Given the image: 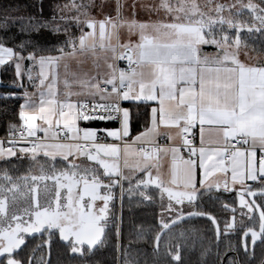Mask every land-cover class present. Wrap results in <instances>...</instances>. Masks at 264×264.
<instances>
[{
  "label": "snow or ice",
  "instance_id": "6c2138e0",
  "mask_svg": "<svg viewBox=\"0 0 264 264\" xmlns=\"http://www.w3.org/2000/svg\"><path fill=\"white\" fill-rule=\"evenodd\" d=\"M239 16L243 10H247L258 25H247L231 18L233 5L217 4L216 17L200 11L197 4L190 6L179 4L173 6L168 0H162L159 8L163 9L171 18L169 20H157L139 22L121 21L120 27L127 26L130 33L139 34V42L126 44L122 47L129 53L127 56L120 55L118 59L129 61L128 70L118 69L109 64V73L102 80L79 81L89 91L75 93L77 96L86 95L92 99L73 102L66 96L60 99L56 90L57 74L60 61L65 56H74L77 52V40L68 35V29L63 33L67 39L56 49L59 55L37 54L36 46L30 40H25L15 46H8L7 35L0 37V67L14 65L15 76L22 83L24 72L22 66L25 61L31 65H39L41 77L37 87L39 102L33 97L37 93L25 91L23 103L20 105L19 120L21 125L9 123L10 139L9 146L0 140V161L4 166L0 167V264H24L18 259L21 246L26 244L25 237L34 233L49 234L48 244H51V236L54 231L59 233V238L68 242L73 254L85 256L98 250L97 246L103 244L108 224L109 202L114 199L113 189L120 187L122 192L124 185L121 181L128 182L127 191L139 192L145 201H151L153 195L146 191L151 185L159 190L161 200L167 196L169 201L167 212L174 213L171 223L162 219L161 229L168 230L173 225L185 219L183 206L185 203L190 207H197L196 202L209 194L213 185H207L209 191H200L205 188L204 179H197V168L202 170L207 177L212 170L225 174L224 189L228 190L227 173L231 172L233 184L244 181H253L260 185L253 188L252 185H244V193L250 197L259 196L264 200V66H246L237 59L235 51L229 48H239L241 39L239 32L247 28L248 33L259 32L264 36V0L261 4L248 0L243 3L237 0ZM40 16L16 15L11 16L13 11L18 12L11 6L4 8L5 15L0 20V31L5 33L10 27L19 25L22 34L30 35L40 29H50L53 34L59 35L61 28L56 23L53 15L50 21L42 18L44 0H38L36 5ZM68 6H65L67 8ZM72 7L77 11L88 9L91 5L73 3ZM117 4V9L122 8ZM135 5H133V8ZM57 10L61 9L59 5ZM228 10L229 18L219 15ZM86 18L80 19V15L72 19L77 26L83 24L91 31L83 32L78 38V47L81 53L95 52L97 47L96 34L99 32V47L112 51L115 48L106 44V29L110 26L117 28V24L110 17L96 21L89 19L88 12L81 13ZM183 14V15H181ZM135 15V13H134ZM63 21L65 18L60 17ZM227 25L236 30L235 40L224 34L220 39L216 38L214 26ZM202 45H213L217 53H203ZM68 49H71L69 51ZM232 67L226 66L228 63ZM214 64L216 67H209ZM51 69L52 80L46 83L48 75L45 69ZM67 71V65H65ZM27 79L31 82L33 76L29 68ZM65 87H70L69 81L64 80ZM99 97V101L95 98ZM12 98L11 96L5 99ZM102 101V102H100ZM123 101H138L147 103L155 101L159 107H152L150 120L145 126V131L137 135L133 143H154V137L158 134V128L163 125L178 129L184 148L189 151V158L180 156L181 147L170 149L151 150L141 148L138 155L142 162L136 170L144 173L143 177L132 183V177L126 176L121 171V149L116 144L97 143L98 132H105L107 137L113 140H122L130 136L131 113L126 107H122ZM79 120L90 121H119V129H93L80 128ZM39 122V123H38ZM150 124V126H149ZM197 125L201 131V143L203 145V132L205 126H214L218 133L222 134V148L206 151L203 146L199 149L198 162L195 157L197 150L192 144L189 135ZM27 136L24 135V131ZM66 130V131H65ZM20 135L17 138L16 132ZM64 135L61 136V133ZM37 133H43L38 136ZM82 133V135H81ZM29 141L30 146L18 148L16 140ZM171 139V137H169ZM70 141V142H69ZM83 141L84 143H81ZM248 147L241 150L243 146ZM257 150L260 159L257 166ZM158 151L171 152L172 154V187L165 186L159 177L153 178L152 168L156 167L153 160ZM129 147L125 140L123 154L127 157ZM49 162V169L45 163L37 160L40 155ZM27 156L33 165H39V175L32 174L31 167L26 175L16 176L10 174L9 166H15L11 160H17ZM59 158V160H58ZM71 158V159H70ZM83 158L88 163L77 164L76 160ZM212 162L209 166L208 162ZM62 167L58 168V165ZM124 167H128L125 160ZM102 170V171H101ZM51 181L52 186L47 182ZM41 185H43L41 189ZM54 187V197L51 194ZM219 183L215 185L219 190ZM66 192L62 194V190ZM103 189V193H101ZM74 190H78L75 191ZM85 197H88L87 201ZM102 201L103 206L97 209L96 201ZM24 201L25 206H19ZM228 208V205H224ZM240 208L247 209L248 213L259 212V231L249 227L244 232L243 244L245 257H254V251L249 252L247 238L250 235L253 247L257 239L264 243V204H258L255 199L247 202L244 194L241 195ZM235 214L236 209H230ZM245 213L242 211L241 215ZM188 217L205 216L216 226V236L221 235L220 226L216 218L205 211H188ZM253 217L249 216L251 220ZM224 232L233 229V223L225 222ZM183 235V234H182ZM116 236L120 231L116 229ZM161 233L155 236V244L158 250ZM85 246L87 248L85 249ZM40 247V246H38ZM119 250V246H117ZM231 250V248L229 249ZM35 251V250H34ZM210 249H205L201 254L203 261ZM172 260L177 264L181 262L179 246L175 252L169 251ZM219 255V253H217ZM226 255V253H225ZM28 264H32L29 258ZM41 264H50V261H41ZM124 264H131L125 260ZM220 264H244L237 257L221 261Z\"/></svg>",
  "mask_w": 264,
  "mask_h": 264
},
{
  "label": "trees",
  "instance_id": "16d2710c",
  "mask_svg": "<svg viewBox=\"0 0 264 264\" xmlns=\"http://www.w3.org/2000/svg\"><path fill=\"white\" fill-rule=\"evenodd\" d=\"M38 0H0V20L3 19L5 15L4 8L11 6L14 9H19L18 12L13 11L10 13L11 16L16 15H36L40 16L39 10L36 5ZM73 3L76 5L85 4V0H44V10L42 13V18L45 21H50L52 16H56V23L61 28V33L59 35L53 34L50 29H40L39 31H34L30 35L22 34L19 31V25L10 27L5 33L0 31V37L7 35L9 38L8 46H15L25 40H30L34 46H36L37 54L44 55H59L56 49L63 43L67 36L63 33V29H68V35L75 38L82 30V25L77 26L73 17L80 14L88 9H80L77 11L76 8L72 7ZM59 5L61 9L57 10L56 6ZM65 6H68L65 8ZM63 16L65 20H61L60 17ZM250 20L247 25L255 21L251 15L247 16ZM245 19V18H244ZM258 22V21H255ZM42 32L48 33V37L41 35ZM228 35V34H227ZM231 39H235L236 30L230 31ZM229 36V37H230ZM241 43L244 47L250 48L254 53L264 55V36L259 32L248 33L242 31L239 33ZM219 36H216L218 38ZM70 50V49H68ZM31 62L26 61L29 65ZM1 85H0V137H9V123H15L18 126L21 125L19 120V110L22 104V98L20 95L24 92L25 87L28 85L25 78H23L22 83L24 87H19V82L15 76L14 65L4 66L1 70ZM11 96L12 98L5 99V97ZM149 122V112L148 109H137L132 113V124L131 132L132 134H137L141 132L146 124ZM82 125L93 128H113L116 126L114 122L111 121H90L88 123L84 122ZM15 166H9L10 174L13 177L26 175L31 167L32 174L39 175V165H33L29 157H21L11 159ZM41 163H45V168L49 169V162H46L45 158H37ZM4 166V162L0 161V167ZM63 165H58L62 167ZM260 187L259 184L253 185V188ZM146 191L153 195L151 201H145L140 196L138 199L130 200L125 198L122 203V251H123V261L133 262L136 260L139 264H160L152 253L155 247V236L160 231V217L161 211L160 202L157 198V189L148 188ZM138 193V191H136ZM258 204H264V200L260 197L256 199ZM197 211H205L213 215L220 228L225 229L226 221L233 223L235 229H229L228 238L224 234L222 239H229L232 242L241 241V237L249 227L256 228L258 226L257 214H253L251 220L245 215H241L238 207V200L234 193H229L222 198H211L203 202L196 204ZM224 205H228L225 208ZM193 208V207H191ZM231 208H235V214L231 212ZM191 210V209H190ZM189 210V211H190ZM188 212V211H187ZM184 230V237L182 243V261L180 264H211V262H216V249L208 251L204 260H201V254L203 251L213 242H216L215 228L212 222L205 218H198L189 220L183 224L181 227ZM236 235H234L235 233ZM222 240V241H223ZM221 245V244H220ZM106 254L104 259V264H116L117 252L116 248L103 249ZM264 259V243H261L259 247L254 252V261H249L246 264H260ZM165 264H172L169 259H166Z\"/></svg>",
  "mask_w": 264,
  "mask_h": 264
},
{
  "label": "crops",
  "instance_id": "0c3cea01",
  "mask_svg": "<svg viewBox=\"0 0 264 264\" xmlns=\"http://www.w3.org/2000/svg\"><path fill=\"white\" fill-rule=\"evenodd\" d=\"M80 14H81V12H80ZM80 18H81V15H80ZM81 20H84V17L81 18ZM95 20L100 21L97 18H95ZM120 23H121V21L116 20V24H117L116 29H112L111 27H108L106 29V36L108 38L105 40V43L110 44L113 48H115V54L110 50L103 49V48L99 47L98 28H97V34H96L97 47H96L95 52L88 51V52L81 53L79 51V47H78V38L80 35H82L83 32L91 31L85 25L82 24L83 28H82L81 32L78 34V37L76 38V40H77V52H76V54L74 56H65V58L60 61L59 67L56 70V74L58 77L57 83H56V90L58 92L60 99L63 100L66 98V96L68 98H70L73 102H75L78 99L81 101H83L85 99H92V97H89L86 95H81V96L75 95V93H78V92L89 91V89L86 86H84L83 84L79 83V81H86V80L90 81L93 78L98 79V80H102L103 77H105L110 71V69L108 68L109 64H113L117 68V55L118 54H126V55L129 54L122 47V45H126V44H133L134 45V44L139 42V36L133 39L132 34L130 32H127L126 35L124 34V36H122L120 34ZM118 29H119V31H118ZM201 49H202L203 53L213 54V55L215 53H217V51H218L215 48V46H213V45H202ZM69 51H71V49ZM229 51L230 52L235 51L237 53V59L241 63H244L246 66H255V67L264 66V55L253 53V54H251V56L254 58V60L248 61L245 58H243V55L240 53L241 50H238L235 47H231V48H229ZM65 65H67V71L65 70ZM208 66L209 67H216L217 65L210 64ZM226 66L232 67L233 65H231V63L229 62ZM3 67H0V75H1V70ZM29 68H30L32 76H33V80L31 82L27 79V72H28ZM22 71L24 72L23 78H25L27 82L29 81L28 85L24 89V92L20 95V97L22 98V103L24 102L23 96H24L25 91H27L28 93H37L33 97V99L36 100V102L38 103L39 102L38 90H37V87H35L34 85H38L39 80L41 78L39 76V72H40L39 65L36 64V65L32 66L31 63L29 65H27L26 61H25L23 66H22ZM45 72L48 75V80L46 81V83H50L52 80V74H51L52 70L46 68ZM65 79H67L69 81L70 87H67V88L65 87V85H64ZM0 85H1V79H0ZM95 99L97 101H99V97H96ZM100 102H102V101H100ZM148 105H151L152 107H159L158 103L155 101H149L147 103L138 102V101H123L122 102V107L128 108L130 110V113H131L130 136L129 137L124 138L122 140H113L111 137H107L105 132H98V137H106L112 141L111 143H102V144H116L121 149V160H120L121 171L123 172L124 175L132 177L133 185H135V182L137 179H139L141 177H143L144 179H147V176L144 173L136 170L137 165L142 162V157L140 155H138L139 151L135 147V144H142V143L141 142L133 143V140L137 135H139L141 132L145 131V128L137 134H132V132H131L132 113H133V111H136L137 109H142V110L148 109L149 120H150L151 108L148 107ZM84 122H86V121L79 120L77 122L78 127H80V128H93V127H87V126L82 125V123H84ZM86 123H88V121ZM21 124H22V122H21ZM149 126H150V124H149ZM119 128L120 127H118V126H114L113 128H108V129H119ZM93 129H104V127L103 128H93ZM196 130H197L198 148H196L197 155L195 157H192V158L196 159L198 162L199 149L201 148V146H203L206 151H213V150H217V149L222 148V134L218 133L214 126H207L206 125L204 128V132H203V145H202V143H201V131H200V127L198 125L196 127ZM157 133L158 134L154 137V143H152V144L164 142V143H168L169 145H171L169 147H162L160 149H170L171 147H179L181 139H180L178 129H176L174 127H166V126L161 125L158 128ZM37 135L43 136V133H37ZM81 135H82V133H81ZM61 136H63V135L61 134ZM169 137H171V139ZM125 140H127V145L129 147V152H128L127 157H125L123 154V150L125 148ZM121 142H123V144ZM81 143H83V141H81ZM22 146H27V145L17 144V154L18 155H20L18 152V148L22 147ZM247 147L248 146L246 145V148ZM241 150H245V148H241ZM179 155L182 156L184 159L189 158V152H187L183 149H181V152ZM41 157L45 158V157H43L42 154L40 156H38L37 158H41ZM258 157H259V154H258V150H257V163H258ZM14 158H16V157H12L11 159H14ZM58 160H59V158H58ZM125 160L127 161L128 167H124ZM76 163L77 164H81V163L87 164L88 162L86 160H84L83 158H79L76 160ZM211 163H212L211 161L208 162L209 166L211 165ZM153 164L156 165V167L152 168L153 178L159 177V179L165 184V186L172 187L175 190V186L170 184V181L172 178V154H171V152L158 151L156 157L153 160ZM197 179L198 180L204 179L205 183H206L205 188H201L200 191H202V192L209 191L207 188V185H213V187L209 191V194L211 196L218 198V197H223L229 193H234L237 197L239 204H240L241 195L244 194V196H246V194L244 193V185H252L253 186V185L257 184L256 182L247 181V180L244 181L243 184L242 183L233 184L231 182V172H229V173H227L228 190L225 191L224 183H223V181L225 180V174L224 173H221L217 170H212L207 177H204L202 174V170H200L199 168H197ZM121 183L124 185L123 191L125 193L126 198L133 200V199H138L140 197L139 192L137 193L136 191H134L133 193H129L127 191V188H128V182L127 181H121ZM217 183H219V185H220L218 191L215 188V185ZM149 188L156 189L154 187V185H151ZM157 195H160L159 190H158ZM206 197L208 198L209 196L205 195L201 199L206 198ZM158 198H161V197H158ZM163 199L165 201V199H167V196L165 195ZM200 200H198V201H200Z\"/></svg>",
  "mask_w": 264,
  "mask_h": 264
},
{
  "label": "flooded vegetation",
  "instance_id": "af4514ba",
  "mask_svg": "<svg viewBox=\"0 0 264 264\" xmlns=\"http://www.w3.org/2000/svg\"><path fill=\"white\" fill-rule=\"evenodd\" d=\"M15 178V177H14ZM50 186H52V182L48 181L47 182ZM41 189L43 185L40 186ZM54 187L50 195L54 197ZM66 192V189L62 190V194ZM114 200L110 202V208H109V219H108V224L106 227V236L103 238V244L98 245L97 248L98 250H95L93 253H86L85 256H80L79 254H73L70 251V248L68 246V242L63 241L59 238V233L54 231V235L51 236V244L47 243L49 240V234L47 232L44 233H34L32 235H28L25 237L26 244L21 246L22 250L19 251V256L17 257L18 259H21L24 261V264H28L29 258L32 259V264H41V261H50V264H104V259L106 258L105 252H103L104 248L106 249H113L116 248L117 252V259H116V264H122L123 261V251H122V203L123 200L126 198L124 191L122 192V195H119L118 187L115 188L114 190ZM213 199L215 197L211 196ZM222 198V197H218ZM258 198V197H257ZM256 198V199H257ZM209 199L203 198L199 202H203L205 200ZM255 199V200H256ZM257 202V201H256ZM19 206L22 208L25 206L24 201H20ZM191 211H197V208ZM208 213V212H207ZM256 213V212H254ZM160 217V222L161 219H165L166 216L163 215V213ZM187 212H185V215ZM257 214V213H256ZM167 215V214H166ZM169 220H167L169 223H171V219L174 218L172 215H168ZM258 218V215H257ZM198 219V218H195ZM193 220V219H190ZM189 221V220H187ZM187 221H184L182 223H179L175 225L174 227L170 228L168 231H166L164 234H162L161 239L159 241V248L157 250L156 244L154 249L152 250V253L155 255L156 260L160 264H165L166 259H169L172 264H177L176 261L172 260L171 255H169V251L175 252L177 246H179L180 249V255H181V261H182V243H184V230L181 228L184 223ZM119 229L120 231V236H116V229ZM215 228V235H216V226L214 225ZM221 229V228H220ZM235 229V228H234ZM255 230L259 229V218H258V226L254 228ZM163 229H160L159 233H161ZM235 233V232H234ZM183 234V235H182ZM226 235L227 233L224 232V230L221 229V235L219 236V239H217L216 236V242H213L212 245L208 246L206 249H216V262H211V264H220L221 261H226L230 258H235L238 255V258L240 261L244 262L246 264L249 261H254V257H245L244 254V249H243V235L241 237V241L239 244L237 242H232L229 241V239H222L223 235ZM229 233L226 235L228 238ZM236 235V233L234 234ZM223 240V241H222ZM247 243L249 246V252H255L257 247L261 244V241L256 243L255 246L253 247L251 243V237L247 238ZM221 244V245H220ZM40 246V247H38ZM119 246V250L117 248ZM87 246H85V249ZM231 248V250H229ZM35 250V251H34ZM205 251V250H204ZM203 251V252H204ZM219 253V255H217ZM226 253V255H225ZM264 261V259H263ZM263 261L260 263L262 264ZM181 263V262H180ZM131 264H139L134 260Z\"/></svg>",
  "mask_w": 264,
  "mask_h": 264
},
{
  "label": "rangeland",
  "instance_id": "374dc122",
  "mask_svg": "<svg viewBox=\"0 0 264 264\" xmlns=\"http://www.w3.org/2000/svg\"><path fill=\"white\" fill-rule=\"evenodd\" d=\"M170 4L173 6H178L179 4H185L187 6H190L191 4L195 3L199 6L200 11L206 13L207 15H210L212 17H216L218 14L215 11V6L217 4H223V5H233L236 4L237 7L231 9V18L234 20H238L242 23L247 24V22L250 20L249 15H251L246 9L243 10V13L239 16L236 15L237 11L239 10V4L237 3V0H168ZM243 3H247L248 0H242ZM253 3L261 4V0H252ZM85 3L87 5H91L90 10H86L88 12V17L89 19H95L97 18L98 20H104L106 17L112 18L113 22L116 23V20L118 21H131L135 19L136 21L139 22H148V21H157V20H169L171 17L163 10L160 9L159 6L162 3V0H85ZM122 4L123 7L120 8L119 10L117 9V4ZM133 5L135 7L133 8ZM264 6V5H262ZM82 13V12H81ZM135 13V15H134ZM81 18L84 17V15L80 14ZM183 15V14H181ZM219 15H222L224 18H229L230 13L228 10L223 11ZM80 18V19H81ZM245 18V19H244ZM247 21V22H246ZM259 22H255L252 20V23L250 25L256 24L258 25ZM82 25V24H81ZM110 27V26H109ZM119 31V29H118ZM214 33L216 36H219L217 39H220L222 35L224 34H230V31H235V29H230L228 26L225 24L222 27L220 25L214 26L213 29ZM242 31L247 32V28H244ZM127 32H129L127 26L120 27V34L124 36L126 35ZM239 32V33H240ZM132 34V38H136L139 36L138 32ZM42 36L48 37V33L42 32ZM230 36V35H229ZM231 39V36H230ZM235 40V39H231ZM245 45L241 43L240 47L238 50H241L240 53L243 55V58H245L248 61H253L254 58L251 56L254 52L248 48L244 47ZM160 197V195H157V198ZM244 199L249 202L248 198L244 196ZM160 202V209H162L161 213L166 216L164 220H169L168 215L174 216V213H168L167 212V205L169 201L167 199L161 200V198H158ZM166 203V204H165ZM177 207H183L184 211L187 212L190 209L194 210V207L191 208L187 203L183 206H177ZM238 207H240V204L238 203ZM190 210V211H191ZM240 212L243 211L246 217L253 216V213H248L247 209H242L239 210ZM238 212V210L236 211ZM167 214V215H166ZM162 215V214H161ZM162 220V219H161ZM236 230V229H234ZM229 232H227L228 234ZM226 234V235H227ZM230 234V233H229Z\"/></svg>",
  "mask_w": 264,
  "mask_h": 264
},
{
  "label": "built area",
  "instance_id": "2783aa9c",
  "mask_svg": "<svg viewBox=\"0 0 264 264\" xmlns=\"http://www.w3.org/2000/svg\"><path fill=\"white\" fill-rule=\"evenodd\" d=\"M120 55H125L127 56L126 54H118V56ZM117 68L118 69H124V70H128L129 68V61L125 58V59H118L117 58ZM90 121H98V120H90ZM88 121V122H90ZM111 122H114L116 124V126L120 127V122L117 120V121H111ZM21 131H24V135L27 136V132L21 128ZM66 131V130H65ZM62 135H64V132L61 133ZM20 135V132L17 131L16 132V137L18 138ZM11 137H0V140H3L5 141V146H9L7 144V140L10 139ZM189 138L192 140V144L195 148H198V142H197V130L196 128L192 129V132L191 134L189 135ZM32 139L29 137L28 138V141H23V140H19L17 139L16 140V143L17 144H25L27 146H30V143L29 141H31ZM70 142V141H69ZM112 141L109 140L108 138L106 137H100V139L97 141V143H111ZM84 143V142H83ZM123 144V142H121ZM171 145H169L168 143H164V142H160V143H156V144H145V143H142V144H135V147L137 148V150L139 151L141 148H147L149 150H151L153 147L157 148V149H160L162 147H169ZM179 147H181V149L189 152L186 148L183 147L182 145V142L180 141V144H179ZM242 148H246V145L243 146ZM258 154H259V157H258V162H259V159H260V152L258 150ZM257 166H258V163H257ZM118 191H119V195L121 196L122 195V190L120 187H118Z\"/></svg>",
  "mask_w": 264,
  "mask_h": 264
},
{
  "label": "water",
  "instance_id": "95a60500",
  "mask_svg": "<svg viewBox=\"0 0 264 264\" xmlns=\"http://www.w3.org/2000/svg\"><path fill=\"white\" fill-rule=\"evenodd\" d=\"M114 190H115V188L113 189V192H114ZM75 191H78V190H74V192ZM103 189H101V193H103ZM246 197L248 198V200H249V202H251L253 199H256L257 197H259V196H257V197H255V198H253V197H250V196H247L246 195ZM87 199H88V197H85V200L87 201ZM114 200V199H113ZM111 202V201H110ZM110 202H109V208H110ZM103 206V202L102 201H96V207H97V209L99 208V207H102ZM257 213V215H258V218H259V212H256ZM195 218H205V219H207L205 216H197V217H188L187 216V214L185 215V219L183 220V221H181V222H179V223H182V222H184V221H187V220H190V219H195ZM108 219H109V213H108ZM179 223H177V224H179ZM177 224H175V225H177ZM175 225H173L172 227H174ZM171 227V228H172ZM169 230V229H168ZM168 230H163L162 232H161V236H162V234H164L166 231H168ZM255 230V229H254ZM257 232L259 231V229L258 230H256ZM250 237V235L248 236V238ZM243 240L245 241V237H244V234H243ZM261 240L260 239H257V241H256V243H258V242H260ZM262 264H264V261H263V263Z\"/></svg>",
  "mask_w": 264,
  "mask_h": 264
}]
</instances>
